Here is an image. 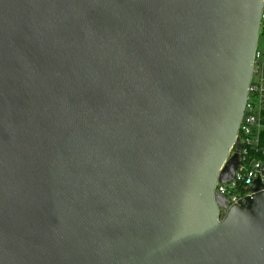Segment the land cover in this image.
<instances>
[{
	"label": "water",
	"instance_id": "95a60500",
	"mask_svg": "<svg viewBox=\"0 0 264 264\" xmlns=\"http://www.w3.org/2000/svg\"><path fill=\"white\" fill-rule=\"evenodd\" d=\"M262 2L0 0V264H264V185L214 195Z\"/></svg>",
	"mask_w": 264,
	"mask_h": 264
},
{
	"label": "built area",
	"instance_id": "2783aa9c",
	"mask_svg": "<svg viewBox=\"0 0 264 264\" xmlns=\"http://www.w3.org/2000/svg\"><path fill=\"white\" fill-rule=\"evenodd\" d=\"M259 35L264 36V0L262 2L259 22ZM264 129V57L256 50L252 60L250 82L243 117L236 136L237 144L230 150L226 162L238 154V166L233 180L229 183L217 182L214 195L224 199L225 208L219 209V218L243 197L251 195L250 189L259 180L264 185L262 166L264 164V147L260 146ZM223 168L220 170L222 171Z\"/></svg>",
	"mask_w": 264,
	"mask_h": 264
},
{
	"label": "rangeland",
	"instance_id": "374dc122",
	"mask_svg": "<svg viewBox=\"0 0 264 264\" xmlns=\"http://www.w3.org/2000/svg\"><path fill=\"white\" fill-rule=\"evenodd\" d=\"M257 51L260 52L264 57V36L259 35L257 41Z\"/></svg>",
	"mask_w": 264,
	"mask_h": 264
},
{
	"label": "trees",
	"instance_id": "16d2710c",
	"mask_svg": "<svg viewBox=\"0 0 264 264\" xmlns=\"http://www.w3.org/2000/svg\"><path fill=\"white\" fill-rule=\"evenodd\" d=\"M261 135H262V138H261L260 146H261V147H264V129L262 130Z\"/></svg>",
	"mask_w": 264,
	"mask_h": 264
}]
</instances>
